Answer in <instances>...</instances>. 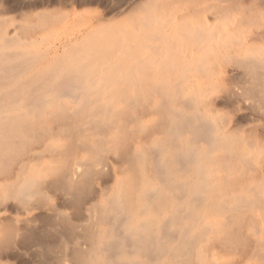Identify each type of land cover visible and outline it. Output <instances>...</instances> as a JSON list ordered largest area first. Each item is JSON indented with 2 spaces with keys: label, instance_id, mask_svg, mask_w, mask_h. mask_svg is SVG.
I'll return each instance as SVG.
<instances>
[{
  "label": "bare ground",
  "instance_id": "1",
  "mask_svg": "<svg viewBox=\"0 0 264 264\" xmlns=\"http://www.w3.org/2000/svg\"><path fill=\"white\" fill-rule=\"evenodd\" d=\"M138 1L0 0V264H264V0Z\"/></svg>",
  "mask_w": 264,
  "mask_h": 264
},
{
  "label": "rangeland",
  "instance_id": "2",
  "mask_svg": "<svg viewBox=\"0 0 264 264\" xmlns=\"http://www.w3.org/2000/svg\"><path fill=\"white\" fill-rule=\"evenodd\" d=\"M118 1L119 0H87V3H85V4L75 5V6H73V9H74V11L76 13L75 22H80L81 20H88V19L90 20V19H94L96 17H102V19H103L102 21L105 22V23L112 22V21H118V7L115 10H113L112 12H108L106 10V8H105L108 5H112V4H116V3H117V6H118ZM141 1L145 2L147 0H139L138 3L141 2ZM232 1H235V0H232ZM253 1H255V0H253ZM253 1L252 0H241V1L237 0L238 4L241 7L244 6V5H242V3L246 4V5L250 4L251 7L254 10L256 9V11H258V13H261L262 11L259 8L260 6L257 3H255L256 1L255 2H253ZM226 4H227V2L224 3V5H226ZM53 9H56V6L47 7V8L44 7L43 8V10H45V11H49V10L52 11ZM78 17H79V19L77 20ZM47 31H46L47 35L50 36L49 39H48L49 42H51V41L53 42L54 39H55V34L57 32L56 29L54 31V28L53 29L49 28ZM45 39H46V37H45ZM24 264H30V262L27 261Z\"/></svg>",
  "mask_w": 264,
  "mask_h": 264
}]
</instances>
